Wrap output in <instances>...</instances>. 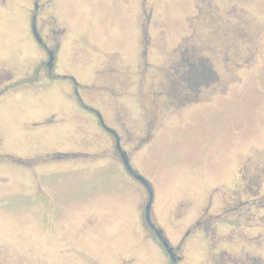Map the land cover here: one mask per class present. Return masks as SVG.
Instances as JSON below:
<instances>
[{
    "label": "rangeland",
    "instance_id": "374dc122",
    "mask_svg": "<svg viewBox=\"0 0 264 264\" xmlns=\"http://www.w3.org/2000/svg\"><path fill=\"white\" fill-rule=\"evenodd\" d=\"M5 1L0 49L22 56L0 67L14 78L0 85V264L164 261L97 113L151 182L171 242L190 227L172 205L192 220L212 195L210 226L239 236L215 264H264V0H73L76 23L72 0H38L61 43L52 79L31 35L38 1ZM195 245L188 264L210 248Z\"/></svg>",
    "mask_w": 264,
    "mask_h": 264
},
{
    "label": "flooded vegetation",
    "instance_id": "af4514ba",
    "mask_svg": "<svg viewBox=\"0 0 264 264\" xmlns=\"http://www.w3.org/2000/svg\"><path fill=\"white\" fill-rule=\"evenodd\" d=\"M5 5H6V1L0 0V10H3ZM39 14H40V4L38 1V5L36 6V10L33 12L34 16L32 18V23H31V30H32L31 35L33 37L32 40H34L36 42V44H38V47L40 48V50H42L44 52V55L46 56V58L48 60V61H46V60L44 61L45 62L44 64L47 67L48 73H49V77H47V78L52 79L53 76L54 77H60V76H56L55 71H56V64H57L56 61H57L58 56H59L61 43H59L56 40L57 38L54 39V42L49 43L48 39L46 38V34H44L42 32V27L39 23V17H40ZM34 28L36 30V33L39 36V39L36 36ZM55 33L57 34V31H54V34ZM52 35H53V33H52ZM52 35L49 34L50 39H52L51 38ZM13 50H15V48L11 47L10 45H9V47H6V49H5L6 52H13ZM50 53L53 54V64H52L51 68L48 66V63L50 61ZM0 72H2L3 75L5 74V77H2V79H1L0 85H2L4 83V85L9 84V86H10V83H12L14 81L13 75L10 73L11 71L9 69L3 70V68H0ZM9 86H6V87L9 88ZM0 95H1V92H0ZM96 115L99 119V122H100V125L102 126V128H104L108 133H110L114 137L116 151L120 157V154H119V152L117 150V146H116L117 145V139L115 137V134H117L116 131L114 129H112L111 127L107 126L105 124L103 118H102L103 123L101 122V119L99 117L101 115L99 113H97ZM104 125L107 128H110L113 132H110L108 129H106V127H104ZM119 138H120V136H119ZM120 142H121V138H120ZM121 146H122V144H121ZM122 148H123V146H122ZM129 157H130V155H129ZM120 159H121V157H120ZM130 160H131V157H130ZM121 162H122V160H121ZM122 164H123V162H122ZM132 167H133V165H132ZM124 168H125V166H124ZM133 169L136 173L140 174V172L137 171L134 167H133ZM125 170L129 174L130 177H132L134 180L138 181L134 177V175L131 174L126 168H125ZM147 181L149 182V185L151 187V191L153 192L152 193L153 195H151L149 189L144 184H142L141 182L138 181L143 186V188L145 189V191L142 193V195H139V196H141L140 197L141 223H142V226L145 230V235H147V237H150L151 241L154 242L155 245L157 247H159L161 249L162 253L164 254V261H163L164 263L162 262L161 264H188L189 254L191 255L193 252H195L193 249L196 247L195 242H197V240L207 241V243L210 245L208 252L207 253L205 252V254L207 256H204L201 260H199L197 262V264H215V259H217L218 254L221 252V250H222L221 248H223L222 246H224V243H227L229 241H230V243H231V241L239 243V236H238V239H236V238L230 239V238H228L229 233L223 234V233H221V231L214 230V228L212 226H210L211 223H213L215 221L216 217L222 218V214H218V215L215 214L214 216L212 214H210L211 204H212V200H213L212 195H210L208 197V199L206 200V203L204 204V207L202 208V210L200 209L198 211V213L196 212V214L192 220L189 219V217H190V215H189V217H188L189 220L188 219L186 220L185 225H190V227L188 228L186 233L182 236L179 243L175 244V243L171 242L169 236H167V234L165 232L164 226L160 225V220L158 219L157 214L155 213V211L153 209L154 202H155L154 201V199H155L154 191H153V187H152L151 182L148 179H147ZM236 184H237V181H236ZM148 204H151V208H150L149 212L147 211ZM183 205H184L183 203H180L178 205L177 213H179L180 215H184L186 213V210L184 208H182ZM231 211L234 214H237L239 211V208L231 209ZM189 214H191V213H189ZM182 218L183 217H176V219H182ZM225 222H227V221L225 220ZM213 234H214V236H212ZM136 261L137 260H135V259L124 260V264H135ZM222 264H239V257L232 258L231 260L226 259L224 262H222Z\"/></svg>",
    "mask_w": 264,
    "mask_h": 264
},
{
    "label": "crops",
    "instance_id": "0c3cea01",
    "mask_svg": "<svg viewBox=\"0 0 264 264\" xmlns=\"http://www.w3.org/2000/svg\"><path fill=\"white\" fill-rule=\"evenodd\" d=\"M74 1L72 0V1H67L65 4H62V6H63V8L66 10V13L69 15V17L70 18H74V20H75V23L77 22V16L79 15V12H80V9H81V3L82 2H80V1H78L77 2V4H75V7H74V9H73V5H74V3H73ZM93 15H95L96 17H97V15H98V10L97 9H95V11H94V13L92 14V16ZM92 16H91V18H92ZM96 19V18H95ZM91 20H93V21H95L93 18L91 19ZM92 21V22H93ZM96 21H97V19H96ZM16 52H18V54H16ZM26 52V51H25ZM24 52V53H25ZM1 53H3V54H1ZM19 53H20V51H19V49L17 50V49H15V50H13V52H6V51H1L0 50V67H1V65L3 64V63H12L13 62V60H14V58H19L20 56H22V55H19ZM181 202L179 201L178 203H176V204H173L172 205V210H173V208H174V213H175V215H176V217H183L182 219H179L180 220V222H185L186 223V220L188 219V217H189V215L190 214H188V213H185L184 215H180L179 213H177V210H178V205L180 204ZM173 213V211H170V214H172ZM176 222V221H175Z\"/></svg>",
    "mask_w": 264,
    "mask_h": 264
},
{
    "label": "water",
    "instance_id": "95a60500",
    "mask_svg": "<svg viewBox=\"0 0 264 264\" xmlns=\"http://www.w3.org/2000/svg\"><path fill=\"white\" fill-rule=\"evenodd\" d=\"M34 31H35V33H36L35 28H34ZM36 36H37L38 39H39V36H38L37 33H36ZM52 64H53V54L50 53V61H49V63H48V66L51 68V67H52ZM99 117H100V119H101V122L103 123V119H102V117H101V116H99ZM104 127H106V126L104 125ZM106 129H108L110 132H113L110 128H107V127H106ZM115 137H116V139H117V145H116V146H117V150H118V152H119V154H120V157H121V160H122V162H123V165L125 166V168H126L131 174L134 175V177H135L139 182H141L142 184H144V185L149 189L151 195H153V194H152L153 192L151 191V187H150L149 182L147 181V179H146L144 176H142L141 174H138V173H136V172L134 171L128 153H127L125 150H123V148H122V146H121V142H120V138H119V136H118L117 134H115ZM150 208H151V204H148V206H147V211H148V212H149Z\"/></svg>",
    "mask_w": 264,
    "mask_h": 264
},
{
    "label": "trees",
    "instance_id": "16d2710c",
    "mask_svg": "<svg viewBox=\"0 0 264 264\" xmlns=\"http://www.w3.org/2000/svg\"><path fill=\"white\" fill-rule=\"evenodd\" d=\"M73 156V155H72ZM70 157L68 154H62L58 157V160H62V159H65V158H68Z\"/></svg>",
    "mask_w": 264,
    "mask_h": 264
}]
</instances>
